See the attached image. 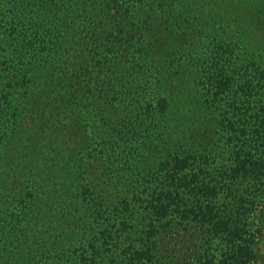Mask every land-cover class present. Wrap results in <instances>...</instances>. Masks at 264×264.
<instances>
[{"label":"trees","instance_id":"trees-1","mask_svg":"<svg viewBox=\"0 0 264 264\" xmlns=\"http://www.w3.org/2000/svg\"><path fill=\"white\" fill-rule=\"evenodd\" d=\"M30 1L13 0L0 14V128L12 104L7 90L24 87L23 97L32 78L45 75L26 73L38 51L33 59L16 55L19 37L34 46L16 11ZM104 6L118 19L109 50L130 71L98 91L81 72L70 87L84 106L98 92L111 117L99 109L95 142L74 125L77 155L91 156L78 164L80 184L68 187L70 207L83 210L78 223L64 225L69 244L51 249L53 264H176V235L188 237L192 229L205 250L216 238L226 249L258 257V238L241 240L250 235L254 203L264 198V0H107ZM158 38L165 41L164 61L155 56ZM8 77L14 82L3 85ZM169 80L176 81V124L165 91ZM10 139L0 132V142ZM90 171L102 178L84 184ZM5 177L0 171L1 182ZM15 183L0 199V238L2 250L17 252L4 254L2 264H29L32 256L22 250H31L30 240L9 239L8 229L48 210L42 212L43 202L22 210ZM239 255L219 261L243 263ZM194 258L189 264H216L213 253Z\"/></svg>","mask_w":264,"mask_h":264},{"label":"rangeland","instance_id":"rangeland-1","mask_svg":"<svg viewBox=\"0 0 264 264\" xmlns=\"http://www.w3.org/2000/svg\"><path fill=\"white\" fill-rule=\"evenodd\" d=\"M12 1L0 0V14L4 9L12 7L10 3ZM106 2L107 0H41V2L31 0L25 4V7L21 6L16 10L23 15L21 18L24 27L21 30L34 38V46L30 49L28 44L20 41L22 37H19L16 55L20 57V61L33 59L35 58L33 51H38L39 60L30 62L26 67V73L32 76L39 74L38 71L45 73L42 80L32 78L25 87L26 92L23 97L24 87L16 86L15 89L7 90L11 93L9 96L12 99L11 107L15 106V108L13 111L11 107L8 109V120L4 121L0 128L4 139L12 137L6 143L0 142L2 166L0 171L7 175L4 181H0V199L10 188L11 182L15 181L17 184L15 193L19 195L21 201L19 205L22 210L28 207L36 209L40 202H43L42 212L46 208L48 210L41 219L38 214L31 222L29 219L30 223H27V220H17L14 227L8 229L7 235L10 237L7 238L13 239L16 236L20 240L23 237L30 240L31 250H22V255L32 256L29 264H53L51 249L55 247L57 251H61L62 247L69 244L70 238L65 234L67 228L64 225L68 220H75L78 223L77 215L83 210L81 206H78V210H73L69 204L68 187L80 184L77 178L78 164L81 163L82 157L83 160L91 157L86 153L77 155L79 137L75 132L80 128H75V123H79L87 136L92 137V142H95L94 132L102 123L98 121L99 109L105 117L108 119L111 117L108 103L104 99L97 100L98 92L96 96H91L93 99H87L86 106L79 104L80 101L74 98L73 89H70L75 82V76L81 72L86 74L85 83L98 91L104 87L109 78L124 81L129 75L130 69L121 65L122 55H112L109 50L108 36L115 30L114 26L118 19L112 8L104 6ZM58 20L61 23L59 29L55 28ZM262 41L264 42V38ZM163 44H165L163 38H158V42L154 44L157 51L155 56L162 61L165 60ZM23 52H28L27 56L23 55ZM55 59H57L56 63ZM8 82L14 80L8 77L3 79L2 84ZM165 84L167 85L165 91L172 99L173 124H176V81L169 80ZM13 112H16L15 116H12ZM73 116L75 119L72 118ZM95 145L94 143L92 147L95 148ZM88 152L92 153L89 150ZM7 162L10 166H5ZM97 174L99 178L102 176L100 171L86 173L84 184ZM38 175L42 180L40 183L36 182ZM118 183L125 184L124 181ZM240 192L241 190L237 193ZM253 206V211L247 220L250 235L241 241L250 242L258 238L260 242L255 251L258 257L245 256V250L226 249L216 238L212 242L209 241L211 247L205 250L206 246L201 248L198 245L199 240L194 241L195 236L191 235L192 229L188 237L186 232L176 235V264L178 262L189 264L193 261L191 258H204L206 253H213L216 256L215 263L222 264L219 260L223 254L229 253L232 256L238 255V252L240 255L237 258L243 260L240 264H264V244L261 243L264 241V220L261 216L264 210V198L255 202ZM64 211L67 218H64ZM3 241L2 236L0 264L5 261L4 254L17 252V250H2ZM190 256L192 257L189 259ZM231 262V264L237 263L233 259Z\"/></svg>","mask_w":264,"mask_h":264}]
</instances>
